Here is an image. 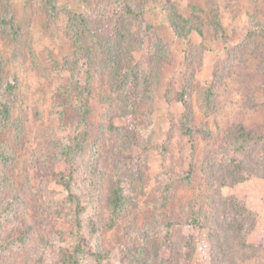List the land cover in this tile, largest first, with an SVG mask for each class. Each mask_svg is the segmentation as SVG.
I'll list each match as a JSON object with an SVG mask.
<instances>
[{"label":"rangeland","instance_id":"obj_1","mask_svg":"<svg viewBox=\"0 0 264 264\" xmlns=\"http://www.w3.org/2000/svg\"><path fill=\"white\" fill-rule=\"evenodd\" d=\"M82 1L58 0L57 4L60 8L66 6L73 12H80L83 10ZM171 8L193 24L201 25L203 36L191 33L187 41L178 39L165 18L166 10ZM4 11L14 17L20 27V35L17 42L0 35L3 77L6 81L12 79L13 72L19 75L30 141L20 150L22 158L9 172L15 190L21 188L24 192L22 201H19L21 205L15 210L10 207L3 213L1 210L5 204L0 202V264H63L62 248L67 244L68 224L58 217L63 214L60 211L65 209L62 202L65 191L52 178L42 184L28 164L33 160L34 152L37 153L35 136L50 123L48 112L52 107L49 99L57 94L56 88L60 84L71 78V73L77 81H89L93 88L88 103L91 113L88 117L87 142L81 159L73 166L77 184L84 188L82 199L87 202L91 199L86 190L95 167L100 173H109L114 169V157L119 152L127 159H135L138 166L134 174L126 173L123 185L132 203L131 213L114 229L100 235L101 246L110 254L102 264H127L125 255L128 251L120 245L125 228L143 225L150 218L152 211L158 208L156 198L163 186H175L176 200L194 197L201 185L202 161L230 125L241 123L264 134V30L261 28L262 33L254 25L257 22L264 27V0H146L141 29L144 32L145 26L149 25L151 30L143 47L135 53L136 60L146 68L157 39L166 45L169 59L162 66L159 78L152 82L150 91L139 103L135 113L136 126L129 134L122 131L126 124L120 117H112L111 123L121 130L118 133L109 130L108 115L113 113H110L106 99L107 78L98 62L89 66L83 55L77 59L63 10L52 19L40 0H6ZM215 16L223 30L215 27ZM134 29L138 31L139 27L135 26ZM37 64L44 66L51 76L46 78ZM209 87L214 89L215 95L212 110L207 113L202 102L203 93ZM180 92L184 93V98L193 108L195 131L192 139L182 136L178 129V117L183 111L178 102ZM58 101L65 103L66 124L63 132L71 135L76 132L79 135L84 127L79 125L78 105L67 102L62 95ZM35 106L42 110L44 115L41 118L33 114ZM2 132L0 125V135H3ZM13 135V132H9L3 136L7 139ZM191 165L193 174L189 177L195 179L191 182L192 186H188L184 176L189 173ZM68 167L60 165L58 168L66 173ZM27 178L28 186L25 184ZM40 186L45 188L43 193ZM220 192L222 196L237 199L255 216L256 226L249 240L255 243L264 241V179L253 176L243 183L221 188ZM11 193L13 191L4 192L2 197L10 194L12 203L17 207ZM43 203L49 211L38 209ZM24 206L29 208L25 217L20 209ZM86 208L88 213L93 212L92 205ZM12 211H16V215ZM163 214L167 219L168 212ZM34 215L41 218L31 229L28 224ZM45 215L46 220L43 219ZM153 231L149 226L144 235L154 234ZM177 231L180 235L194 238V251L186 249L189 257L180 263L209 264L205 237L188 227L175 233ZM150 238L149 242L156 244ZM86 246L87 252L94 249ZM160 254L170 257L173 251L164 248ZM83 262L95 264L85 256Z\"/></svg>","mask_w":264,"mask_h":264},{"label":"trees","instance_id":"obj_2","mask_svg":"<svg viewBox=\"0 0 264 264\" xmlns=\"http://www.w3.org/2000/svg\"><path fill=\"white\" fill-rule=\"evenodd\" d=\"M40 1L52 19L63 10L77 59L79 55H83L89 66L96 61L104 72L107 78L105 90L108 91L106 99L110 113H113L108 115L109 130L115 133L121 130L111 123L112 117H120L126 124L122 131L127 134L132 132L136 126L135 113L139 103L145 98V93L150 91L152 82L159 78L162 66L169 59L166 45L157 39L147 67H142L136 60L135 53L143 47L151 30L149 25L145 26L144 32L141 29L146 0H83V10L80 12H73L66 6L60 8L58 0ZM5 5L6 0H0V35L17 42L20 27L14 17L4 11ZM216 16L214 25L217 29L223 30ZM165 18L178 39L187 41L191 33L203 36L201 25L193 24L190 19L181 16L172 8L166 10ZM254 25L263 33V26L257 22ZM135 26L139 27L138 31L134 29ZM37 65L46 78L51 76L44 66ZM2 66L0 60V125L3 128V135L9 132H13L14 135L7 139L0 135V161L3 169V173L0 174V191H13L11 196L17 201L16 207L10 199V194L2 197L4 193L2 192L0 202L5 206H2L1 211L5 213L10 207L15 210L21 205L19 201H22L24 192L21 188L15 190L9 172L13 170L18 160H21L20 150L30 139L26 131L25 103L20 94L19 75L13 72L12 79L8 78L5 81ZM85 82L77 81L71 73V78L56 88L57 94L49 99L52 107L48 112L50 123L35 136L37 153L34 152L33 160L28 164L32 173L42 180V184L52 178L65 191L62 201L65 209L60 211L63 214L58 217L68 224L67 244L62 248L63 264H83L84 256L91 258L95 264H102L104 260H108L109 251L101 246L99 238L103 232L114 229L131 213L129 210L132 203L123 185L126 173L134 174L138 168L135 159H127L119 152L114 157L116 159L114 169L109 173H100L101 171L95 167L86 190L90 193L91 199L88 202L82 199L84 188L77 184V174L73 166L81 159L88 136V117L91 113L88 103L93 95V88L89 81ZM205 90L202 107L209 113L212 110L215 92L212 87ZM61 95L67 102L78 105L79 125L84 127L79 135L76 132L72 135L63 132L66 124L65 103L58 101ZM178 102L183 108L178 117L179 132L182 136L192 139L195 131L193 108L184 98L183 92L178 94ZM33 114L39 118L44 115L38 106L34 107ZM43 124L42 122L41 125ZM18 145L20 147L17 150ZM60 165L69 166L68 171L65 173V170L58 168ZM190 167L189 173L184 176L188 186L195 179L193 176L189 177L193 174V166ZM200 169L201 185L198 186L199 191L193 194V198L176 200L175 186L165 185L156 198L158 201L156 210H160L152 211L150 218L143 225L135 224L125 228L123 242L120 245L128 251L125 255L128 259L127 264H138L141 260L140 264H146L144 260L150 264H181L180 262L187 259L190 254L189 252L186 254L185 250L194 251V238L184 236L182 233L180 235L175 231L187 227L205 237L209 264H264V241L255 243L249 240L256 226L255 216L237 199L222 196L220 192L221 188L243 183L253 176L264 179V134L241 123L230 125L220 141L209 149ZM25 184L28 186V178ZM41 187L43 193L45 188ZM201 187L204 188L203 191ZM39 195L41 196L40 193ZM89 204L93 207L91 213H88L86 208ZM45 205L43 203L38 209L49 211ZM24 207L20 208L22 211L19 210L21 213L24 212L23 217L26 216L25 212L29 211L28 206ZM12 212L15 215L17 213ZM167 212L166 219L163 213ZM40 218L34 215L28 224L29 227L33 229ZM43 219L46 220L47 215ZM149 226L154 229V234L145 236L144 233ZM149 238L152 243L154 239L156 244H151ZM86 244L94 249L87 252ZM164 248L172 250L173 255L161 256ZM134 257H137L136 260Z\"/></svg>","mask_w":264,"mask_h":264}]
</instances>
